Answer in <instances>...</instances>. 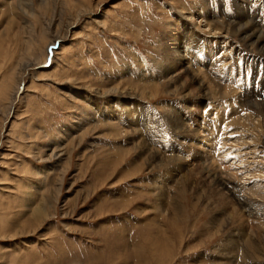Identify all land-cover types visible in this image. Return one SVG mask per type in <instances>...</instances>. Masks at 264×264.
<instances>
[{"label":"rangeland","instance_id":"rangeland-1","mask_svg":"<svg viewBox=\"0 0 264 264\" xmlns=\"http://www.w3.org/2000/svg\"><path fill=\"white\" fill-rule=\"evenodd\" d=\"M76 1L0 0V264H222V249L232 251L231 264H264V188L254 194L241 191L244 185L253 188V183L264 184L260 177L264 174V98L256 100L251 92L239 97L246 110L252 108L248 107L252 101L259 102L261 109L253 106V112L263 119L259 122L263 127L254 125L255 121H240L236 133L244 139L237 145L229 136L232 147L241 149L242 157L250 163L252 174L242 178L244 182L240 175L232 174L233 170L217 166L206 134L214 127L207 130L202 123V119L210 118L214 125H220L221 120L228 122L241 113L234 109L224 114L213 112L212 105L236 92L212 82L192 60L191 51L201 41L208 48L215 46L216 53L221 50L223 43L217 41L222 40L209 42L208 33L213 30L210 28L220 29L225 19V23L214 20L206 26L198 17V12L206 19L213 15L206 0H78L86 9L79 17ZM249 2L233 0L231 19L242 9L258 23ZM25 3L29 12L24 13L18 5ZM219 10L220 17L228 16L220 3ZM227 37L233 47L227 50L234 54L250 52L251 59L264 63V55L252 45L253 50L237 35ZM46 45V60L40 62ZM17 76L21 82L9 104L6 95L13 90ZM207 90L211 96L205 94ZM107 91L118 102L113 108L121 126L127 120L128 108L122 107L120 98L134 103L135 110L128 118L135 117L137 110L140 118L152 120L146 126L149 132L143 135L146 142L167 138L159 134L161 125L165 134L171 130L172 139L178 136L175 143L185 159L176 184L165 177L176 173L174 164L147 160L137 149H131L134 131L125 129L124 134L121 126L98 121V115L106 118L103 107L112 103ZM94 108L100 109L95 118L90 116ZM157 112L160 118H156ZM178 116L185 128L181 131L173 130L171 124ZM227 126L234 130L233 124ZM212 175L219 180L230 178L229 184L240 189L235 195L226 194L224 205L210 199ZM241 200L249 203L248 210ZM252 202L260 207L256 213ZM37 205L44 209L43 215L34 211ZM236 213L243 216L241 220L234 216Z\"/></svg>","mask_w":264,"mask_h":264},{"label":"bare ground","instance_id":"bare-ground-1","mask_svg":"<svg viewBox=\"0 0 264 264\" xmlns=\"http://www.w3.org/2000/svg\"><path fill=\"white\" fill-rule=\"evenodd\" d=\"M52 1V0H51ZM76 1V0H75ZM78 1V0H77ZM77 1H76V3H77ZM92 1V0H91ZM264 2V0H262V3ZM33 3V2H32ZM46 3V2H45ZM44 3V4H45ZM75 3V2H74ZM73 3V4H74ZM84 3V2H83ZM96 3V2H95ZM99 3V2H98ZM101 3V2H100ZM39 4V3H38ZM17 5V4H16ZM15 5V6H16ZM41 5V4H40ZM49 5V4H48ZM96 5V7H97V4H95ZM249 5V4H248ZM19 6V8H20V10L21 11H24V13L25 12H29V9H28V4L27 3H25V5H18ZM25 6V7H24ZM47 6V5H46ZM60 6V5H59ZM99 6V5H98ZM239 6V8H240V5H238ZM237 6V7H238ZM40 7V6H39ZM43 7V6H42ZM52 6H50V8H51ZM74 7L75 8H79L78 9V12H77V17H79V16H82L83 15V13H85L86 11H84V10H86L84 7H83V4H81V3H77V4H75L74 5ZM201 7V6H200ZM245 8H246V6H244ZM243 7V8H244ZM15 8V7H14ZM48 8V7H47ZM244 8V9H245ZM88 9V8H87ZM243 9V10H244ZM31 10V9H30ZM198 10H199V8H198ZM12 11V10H11ZM45 11H47V10H45ZM200 11H203V10H200ZM220 11V10H219ZM256 11V10H255ZM13 12V11H12ZM64 12V11H63ZM249 12V11H248ZM50 13H51V11H50ZM71 13V12H70ZM189 13V12H188ZM191 13V12H190ZM189 13V14H190ZM203 13V12H202ZM236 13H238V11L236 12ZM221 14L222 13H220L219 15H218V13H215V11L213 12V15H211V13H210V17L211 18H208V19H206V18H204L203 17V15L202 14H200L199 12H198V17H201L200 18V20H203L204 21V24L206 25V26H210V22L211 21H214V23L215 22H219L220 20V23L222 22H224L225 23V21H226V23L225 24H222L223 26L220 28V29H216V28H210L212 31H210L208 34H209V39H208V41L210 42V41H212V42H215V40H218V39H221L222 41H217V42H222L223 44H222V47H221V49H226V51L223 53V55L221 56V58H226L225 57V55H226V53H228V50H227V48H230V47H232L231 46V44L229 43V41H228V35H237L240 39L239 40H241L242 42H243V44L245 45V46H249V47H251V45L253 46V48L254 49H256L257 50V52L258 53H261V54H263L264 55V32H263V25H260L259 24V22L257 23L256 21H254L253 20V18H249V16L246 14V13H244L243 11H242V9H241V11H239V13L237 14V16L235 17V19H231L232 17H230L229 15V18H227V17H225L224 15H222V16H224V18L223 17H220L221 16ZM248 14H250V13H248ZM256 14V13H255ZM32 15L33 16H37L35 13H33L32 12ZM32 15H30V16H32ZM50 15H52V14H50ZM193 15V14H192ZM202 15V16H201ZM232 15V14H231ZM32 16V17H33ZM191 16V15H190ZM213 16V17H212ZM234 16V15H233ZM254 16V15H253ZM214 17H217V18H214ZM220 17V18H219ZM255 17H256V15H255ZM65 18V17H64ZM223 18V19H222ZM227 18V19H226ZM38 19V17L35 19V20H37ZM75 19V18H74ZM190 20L192 19V17H190L189 18ZM224 19H225V21H224ZM68 20V19H67ZM38 21H39V19H38ZM74 22V21H73ZM98 22V21H97ZM59 24V23H58ZM62 24V23H61ZM199 24V23H198ZM41 25V24H40ZM50 25V24H49ZM200 25H203V23L202 24H200ZM200 25H199V27H197L198 25H196V28H198V29H200ZM192 26V25H191ZM26 27V26H25ZM29 28V27H28ZM195 28V27H194ZM196 28H195V30H196ZM25 29H27V28H25ZM207 29V28H206ZM41 30V29H40ZM209 30V29H208ZM26 31V30H25ZM66 31V30H65ZM199 31V30H198ZM32 32V31H31ZM203 32V31H202ZM200 33H201V31H200ZM224 34V35H223ZM31 35V34H30ZM32 36V35H31ZM52 36V35H51ZM220 36V37H219ZM53 37V36H52ZM51 37V38H52ZM55 37V36H54ZM49 37H47L46 39H48ZM224 38H226V39H224ZM3 39V38H2ZM24 39V38H23ZM50 39V38H49ZM48 39V40H49ZM213 39V40H212ZM53 41L51 42V44H53V43H55V38L54 39H52ZM174 38L172 39V44L173 45H175L174 44ZM26 41V40H25ZM24 41V42H25ZM50 41V40H49ZM50 43V42H49ZM20 44V43H19ZM30 44V43H29ZM32 44V43H31ZM209 44V43H208ZM227 44V46L225 47V45ZM165 45V44H164ZM210 45V44H209ZM220 45V44H219ZM3 46V45H2ZM213 45H211V47H212ZM229 46V47H228ZM244 46V47H245ZM31 48V47H30ZM215 46L214 47H212V50H213V53H212V56H214V55H216L217 53H219V52H217L216 53V51H215ZM235 48V47H234ZM22 49V48H21ZM232 49H233V47H232ZM249 49H252V47L251 48H249ZM46 50H47V45L46 46H44V49H43V54H44V59H43V61H40V62H44L46 59V57H47V54H46ZM231 50V49H230ZM253 50V49H252ZM251 50V51H252ZM42 51V50H41ZM54 51V50H53ZM165 51V50H164ZM250 51V50H249ZM34 52V51H33ZM167 52V51H166ZM27 53V52H26ZM25 53V54H26ZM169 53V52H168ZM38 54V53H37ZM167 54V53H166ZM170 54V53H169ZM175 54V53H174ZM184 54V53H183ZM179 55H181L180 53H179ZM189 55V54H188ZM166 56H168V55H166ZM176 56V55H175ZM183 56V55H182ZM227 56V55H226ZM261 56V55H260ZM32 58H33V55L31 56ZM171 58V57H170ZM167 59V58H166ZM261 59V58H260ZM20 61H21V59H19ZM30 60V59H29ZM32 60V59H31ZM37 60V59H36ZM33 61V60H32ZM165 63V62H164ZM19 64V63H18ZM166 65V64H165ZM170 65V64H169ZM172 65V64H171ZM184 68V67H183ZM196 69H200V67H198V68H196ZM187 70V69H186ZM118 71V70H117ZM117 71H116V73H117ZM123 71V70H122ZM173 70L171 69L170 71L168 70V72L165 70V73H171ZM197 71H199V70H197ZM201 71H203V70H201ZM22 72V71H21ZM119 72V71H118ZM177 72V71H176ZM191 72H192V70H191ZM196 71H194L193 73H195ZM11 73V72H10ZM178 73H179V71H178ZM180 73H182V72H180ZM189 73V72H188ZM204 73H205V75H206V77L208 76V77H210L211 78V81L212 82H215L216 84H220L219 82H218V80H216L213 76H211L208 72H207V70H204ZM15 74V73H14ZM149 74V73H148ZM147 74V75H148ZM18 75H20V74H18ZM167 75V74H166ZM165 75V76H166ZM169 75V74H168ZM179 75V74H178ZM200 75V74H199ZM154 76V75H153ZM185 76H187V74L185 75ZM201 76V75H200ZM14 77V76H13ZM13 77H12V79H13ZM21 76H17V79H16V77H15V79H16V81L14 80V83H13V85H15L14 86V88H13V90L9 93V94H7L6 95V99H8V101H9V104H12L13 103V99L15 98V94H16V91L18 90V86L20 85V82H21V78H20ZM145 77H147V79H146V81L149 79L148 78V76H145ZM202 77H204V75H202ZM153 78V77H152ZM142 79H145V78H142ZM201 79H203V78H201ZM129 80H131L130 78H129ZM154 80V79H153ZM184 80V79H183ZM195 80H196V78H195ZM199 80V79H198ZM209 80V79H208ZM119 82H120V80H118ZM117 81V82H118ZM136 81V80H135ZM140 81V80H139ZM145 81V82H146ZM168 81V80H167ZM175 81V80H174ZM181 80H179V82H180ZM185 81V80H184ZM206 81H207V79H206ZM132 82H133V80H132ZM144 82V81H143ZM151 82V81H150ZM157 82V81H156ZM188 82V81H187ZM201 82H202V80H201ZM200 82V83H201ZM203 82H205V81H203ZM12 83V82H11ZM113 83H114V81H113ZM112 83V84H113ZM153 83H155V81L153 82ZM176 83V82H175ZM208 83V82H207ZM85 84V83H84ZM103 84V83H102ZM136 84V83H135ZM144 84V83H143ZM146 84V83H145ZM183 84V83H182ZM214 84V83H213ZM12 85V86H13ZM110 85V84H109ZM114 85V84H113ZM126 85V84H125ZM155 85V84H154ZM169 85V84H168ZM198 85H199V82H198ZM202 85H204V84H202ZM220 85H222V84H220ZM219 85V86H220ZM104 86V85H103ZM119 86V85H118ZM123 86V85H122ZM133 86V85H132ZM131 86V87H132ZM170 86V85H169ZM168 86V87H169ZM191 86V85H190ZM213 86H215V85H213ZM212 86V87H213ZM9 87H11V86H9ZM80 87V86H79ZM105 87V86H104ZM112 87V86H111ZM124 87V86H123ZM127 87V86H126ZM130 86H129V88H131ZM134 87H136V86H134ZM174 87V86H173ZM176 87V86H175ZM209 87V86H208ZM207 87V88H208ZM83 88V87H82ZM112 88H114V87H112ZM121 88V87H120ZM178 88V87H177ZM194 88V87H193ZM204 88V87H203ZM206 88V89H207ZM100 89V88H99ZM108 89V88H107ZM119 89V88H118ZM125 89V88H124ZM123 89V90H124ZM133 89V88H132ZM136 89V88H135ZM138 89V88H137ZM186 89L187 90H189L187 87H186ZM215 89V88H214ZM127 90V89H126ZM140 89H138V91H139ZM144 90V89H143ZM147 89H145V91H146ZM168 90H170L169 88H168ZM174 90H175V88H174ZM179 90V89H178ZM186 90V91H187ZM211 89H209V91H210ZM98 91V90H97ZM102 91V90H101ZM109 91V90H108ZM108 91H107V96H108V101L109 102H112V103H110L111 104V106L109 105V104H107L105 107H103V110L106 112V118L104 119V118H102V116L101 115H98V113H100V109L99 108H94V111L95 112H93L90 116H97V117H99L100 119H98V121H107V124L109 125V126H114V127H116V125L117 126H121V122H122V120H121V118H120V116L118 115H116V113L114 112L115 110H114V108H113V106H115L114 104L115 103H118L117 101H113V98H114V96L115 95H110V93H108ZM117 91V90H116ZM129 91V90H128ZM133 91V90H132ZM137 91V90H136ZM137 91V92H138ZM156 91V90H155ZM171 91V90H170ZM182 91V90H181ZM180 91V92H181ZM208 90L205 92V94L208 92L209 93V95L212 93L211 91V93L209 92ZM222 91V90H221ZM87 92V91H86ZM103 92V91H102ZM131 92V91H130ZM136 92V93H137ZM152 92V91H151ZM169 92V91H168ZM218 91H216V93H217ZM225 94L227 93V88L225 89ZM99 93V92H98ZM132 93H134V91L132 92ZM142 93H144V92H142ZM183 93V92H182ZM116 94V93H115ZM139 94H140V92H139ZM147 94V93H146ZM174 94V93H173ZM218 94V93H217ZM128 95V94H127ZM151 95V94H150ZM209 95H205V96H209ZM222 95H223V93H222ZM104 96V95H103ZM124 96V95H123ZM147 96H149V95H147ZM198 96V95H197ZM204 96V97H205ZM211 96V95H210ZM209 96V97H210ZM179 97V96H178ZM189 97V96H188ZM201 97V96H200ZM246 97V96H245ZM137 98V97H136ZM180 98V97H179ZM216 98V97H215ZM121 99V101H123L124 102V104H123V106L122 107H127L128 108V111H127V115H126V118H127V120H126V122H124L125 123V125H122L121 127H119V128H121V130L123 131L122 133H124L127 129H128V133H129V130H131V131H134L133 133H134V136H133V138H131L132 139V143L129 141V143H131L132 144V147H131V149L133 150V148L134 149H137V152L138 153H140L142 156H144V158L145 159H147V160H151V161H154V160H158V161H163V160H167V162H171L172 164H174L173 165V167L175 166V168H174V170L176 171V173H173V174H169V175H167V176H165L166 178H167V180H170V181H172L173 183H177L176 181H178L179 179L181 180V175H180V178L178 179V177H176L180 172H181V170H180V168H181V161H183V159H185L184 158V156H183V152H182V150H181V147L180 146H176V143L178 142V140H179V138H178V136L177 137H175L174 139H172V141H169V139H168V137L166 138V137H163V138H161V139H158V140H156L155 142H153V140H150L149 142H146V141H148V140H146V138H145V140H144V137L145 136H143L144 134H145V132L147 133V132H149L148 130H149V127H146V126H148V123L149 122H151L150 120L149 121H146V119H143L142 117L140 118V115H139V113L137 112V110H136V113H135V117H129L128 118V116L130 115V113L131 114H133V112H134V108H133V106H134V103L133 102H131V101H129V99H123V98H120ZM191 99V98H190ZM4 100V99H3ZM188 100V99H187ZM251 100V99H250ZM181 101H182V99H181ZM115 102V103H114ZM113 104V105H112ZM262 105V104H261ZM264 105V104H263ZM1 106V105H0ZM11 106V105H10ZM253 106L255 107V109H258V110H260L261 109V106L259 105V102H257V101H252L251 102V104H249V106L248 107H252V108H249V109H247L246 111L244 110V111H241V113L238 115V114H235V115H233L229 120H228V122H225V120H221L222 122H223V124L222 125H218V124H216V126L217 127H214L213 129H212V133L211 134H214L212 137H210L209 139H210V141H211V143H212V146L213 147H211L210 148V154H211V156H212V153H213V151L215 152V157H216V163H217V166L218 167H221V168H223L224 170H227V171H229V170H233V171H231L232 172V174H234V175H240V179L243 181V179L242 178H247V175H251L252 174V172H251V170H250V168H249V160H247V157H242V153L240 152L241 151V149H239L238 150V152L237 153H234L233 155L231 154V152L232 151H235L236 152V149L235 148H233V147H231V146H233V145H231L230 143H229V141L230 140H233V141H231L232 143H237V145H238V142H239V140L241 141L242 139H244L243 137H240L236 132V127H237V125L239 124V122L240 121H242V122H246V121H248V120H250V121H255L254 122V125L256 124L257 126L258 125H262V127H263V124H259V122H261L263 119L261 118L260 119V116L258 115V114H256L255 112H253L254 110H253ZM5 107V106H4ZM117 108V107H116ZM126 108V109H127ZM187 108H190V107H187ZM192 109H193V107H191ZM190 108V109H191ZM250 109H252V110H250ZM6 110H8L7 108H6ZM235 110V109H234ZM174 111V110H173ZM190 111V110H189ZM196 111V110H195ZM124 112V111H123ZM123 112L121 111V113L123 114ZM176 112V111H175ZM249 112V113H248ZM87 114H89V112H86ZM216 113V112H215ZM261 114H262V112H260ZM154 114V113H153ZM224 114V113H223ZM95 117H93V118H95ZM152 117V116H151ZM180 118V116H178L175 120H173L172 121V127H173V130H179V131H181L182 129H185V128H183L181 125V123H179L180 121H178V119ZM222 118V117H221ZM109 119H111V120H113V121H110ZM181 119V118H180ZM94 120V119H93ZM88 121H90V120H88ZM207 121V120H206ZM183 122V121H182ZM185 122V121H184ZM221 122V123H222ZM82 123V122H81ZM88 123V122H87ZM206 123H210V121H207ZM214 123V122H213ZM221 123H219V124H221ZM233 124L234 125V130H229V128H228V124ZM264 123V122H263ZM83 125V124H82ZM185 125V124H184ZM209 125V124H208ZM252 125H253V123H252ZM79 126V125H78ZM84 126V125H83ZM87 126V125H86ZM85 126V127H86ZM104 126V125H103ZM151 126V125H150ZM96 127V126H95ZM184 127H186V126H184ZM253 127V126H252ZM124 128V129H123ZM151 128H153L152 126H151ZM170 128V127H169ZM191 128V127H190ZM190 128H188V130L190 129ZM259 128V127H258ZM97 129V128H96ZM126 129V130H125ZM262 129V128H261ZM117 130V129H116ZM187 130V131H188ZM115 131V130H114ZM159 131V130H158ZM185 131V130H184ZM75 132V131H74ZM112 132H113V130H112ZM127 132V131H126ZM186 132V131H185ZM184 132V133H185ZM191 132V131H190ZM85 133V132H84ZM116 134H118L117 132H115ZM187 133V132H186ZM263 133V132H262ZM120 134V133H119ZM125 134V133H124ZM173 134V133H172ZM179 134V133H178ZM201 134V133H200ZM207 134V133H206ZM209 134H210V132H209ZM240 134V133H239ZM244 134V133H243ZM242 134V135H243ZM252 134V133H251ZM258 134V133H257ZM260 134V133H259ZM79 135V134H78ZM122 135V134H121ZM127 135V134H126ZM157 135V134H156ZM161 135V134H160ZM159 135V136H160ZM190 135V134H189ZM192 135V134H191ZM190 135V136H191ZM236 135V137L235 138H233L234 136ZM120 136V135H119ZM130 136V135H129ZM155 136V135H154ZM172 136V135H171ZM201 136V135H200ZM229 136H232V139H230L229 138ZM117 137H118V135H117ZM227 137V138H226ZM245 137V136H244ZM129 138V137H128ZM135 138V139H134ZM147 138H149V137H147ZM172 138V137H171ZM230 139V140H229ZM256 139V138H255ZM258 140V139H257ZM249 141V140H248ZM176 142V143H175ZM185 142V141H184ZM204 142V141H203ZM183 143V142H182ZM245 143V142H244ZM250 143H252V142H250ZM127 144H128V142H127ZM169 145V146H166V145ZM256 144V143H255ZM254 144V145H255ZM68 145H69V143H68ZM114 146H115V144H113ZM112 145V146H113ZM126 145V144H125ZM257 145V144H256ZM121 146H123V145H121ZM120 146V147H121ZM246 146V145H245ZM253 146V145H252ZM119 147V148H120ZM177 148V149H175V148ZM241 147V146H240ZM125 148V147H124ZM114 149V148H113ZM128 149V148H127ZM247 149V148H246ZM248 149H249V146H248ZM128 152H129V150H127ZM256 151V150H255ZM122 152H124L123 150H122ZM126 153V152H125ZM120 154V153H119ZM128 154V153H127ZM244 154V153H243ZM196 155V154H195ZM210 156V157H211ZM257 156V155H256ZM138 157V156H137ZM139 157H141L140 155H139ZM139 157H138V159H139ZM209 157V158H210ZM213 157V156H212ZM254 157V156H253ZM229 158V159H228ZM249 158V157H248ZM211 159V158H210ZM218 159V160H217ZM228 159V160H227ZM232 159V161L228 164L227 162L228 161H230ZM144 160V159H143ZM188 160V159H187ZM253 160V159H252ZM254 161V160H253ZM263 161V160H262ZM261 161V162H262ZM141 162V161H140ZM212 162L213 161H210V164H212ZM261 162H258L259 164L261 163ZM264 162V161H263ZM143 163V162H142ZM149 163V162H148ZM147 163V164H148ZM155 163V162H154ZM163 163V162H162ZM197 163V162H196ZM225 163H227V165H225ZM171 164V165H172ZM264 164V163H263ZM143 165V164H142ZM149 165L150 164H148L147 166L149 167ZM152 165V164H151ZM154 165V164H153ZM159 165V164H158ZM251 165H252V163H251ZM254 165V164H253ZM252 165V166H253ZM257 165V164H256ZM255 165V166H256ZM196 166V165H195ZM214 166V165H213ZM184 167V166H183ZM186 167V166H185ZM263 167V166H262ZM150 168H152V167H150ZM168 168V167H167ZM187 168V167H186ZM190 168V167H189ZM191 168H193V166L191 167ZM191 168H190V170H191ZM198 168V167H197ZM206 168V167H205ZM208 168H210V167H208ZM211 168H212V166H211ZM253 168H254V166H253ZM179 169V170H178ZM262 169V168H261ZM193 170H195V168L193 169ZM200 170V169H199ZM254 170H255V168H254ZM259 170V169H258ZM221 171H223V170H221ZM208 172V171H207ZM187 173V172H186ZM199 173V172H198ZM201 173H202V171H201ZM214 173H216V172H214ZM260 173V172H259ZM262 173H264V172H262ZM62 174V173H61ZM204 174H206V172L204 173ZM215 175V174H214ZM214 175H212V177L214 178V181H212V185L209 187V194H210V199L211 200H213L214 202H217V203H219V202H221V204H223V203H225V200H226V198H225V196H226V194H228L229 195V192H233L234 193V195L235 194H237V191L238 190H240V189H238V188H236L235 189V187H233V185H230L229 184V181H232L230 178H227V177H225V178H222V180L220 179H215V176ZM183 176V175H182ZM186 176V175H185ZM204 176V175H203ZM255 176V175H254ZM259 176V175H258ZM164 177V176H163ZM190 177V176H189ZM188 177V178H189ZM206 177V176H205ZM224 177V176H223ZM229 177V176H228ZM234 177V176H233ZM252 176H250V178H251ZM261 177V180H264V174L262 175V176H260ZM158 178V177H157ZM161 178V177H160ZM211 178V177H210ZM153 179H155V178H153ZM178 179V180H177ZM248 179V178H247ZM157 180H159V179H157ZM199 180V179H198ZM253 180H254V177H253ZM155 181H156V179H155ZM183 181V180H182ZM187 181V180H186ZM195 181V180H194ZM208 181V180H207ZM211 181V180H210ZM251 181V180H250ZM154 182V181H153ZM193 182V181H192ZM241 182V181H240ZM244 182V181H243ZM190 183V182H189ZM197 183V182H196ZM249 183V182H248ZM256 183H259L258 181H255V184ZM263 183H264V181H263ZM156 183L154 182V185H155ZM166 184H168V183H166ZM192 184V183H191ZM190 184V185H191ZM199 184V183H198ZM207 184V183H206ZM213 184H214V186H213ZM262 184V183H261ZM260 183H259V185H255L254 186V183H253V188H248V186H242V189H241V191H250L251 193H255V191H258L259 192V190L261 191V189H263L264 188V184L263 185H261ZM172 185V184H171ZM178 185V184H177ZM176 185V186H177ZM241 185H242V183H241ZM161 186V185H160ZM163 186V185H162ZM161 186V187H162ZM178 186H180V185H178ZM187 186H188V184H187ZM157 187H159V184H158V186ZM168 187V186H167ZM181 187V186H180ZM252 187V186H251ZM163 189H164V187H162ZM183 188V187H182ZM191 188V187H190ZM159 189H161L160 187H159ZM206 189V188H205ZM182 190V189H181ZM184 190V189H183ZM190 190V189H189ZM158 191V190H157ZM156 191V192H157ZM162 191V190H161ZM160 191V192H161ZM166 191V190H165ZM168 191V190H167ZM161 193H163V191L161 192ZM161 193H160V196H161ZM167 193V192H166ZM158 194H159V192H158ZM164 194H165V192H164ZM170 194V193H169ZM245 194H247V193H245ZM257 194V193H256ZM156 195V194H155ZM163 195V194H162ZM233 195V196H234ZM249 195H251V194H249ZM260 195V194H259ZM170 196H172L171 194H170ZM206 196V195H205ZM261 196V195H260ZM126 197V196H125ZM162 197V196H161ZM262 197V196H261ZM158 198V197H157ZM174 198V196L172 197V199ZM240 198V197H239ZM238 198V199H239ZM245 198H246V196H245ZM164 199H166V198H164ZM170 199V198H169ZM175 199V198H174ZM198 199V198H197ZM174 201V200H173ZM205 201V200H204ZM213 202V203H214ZM230 202H231V200H230ZM156 203H158V202H156ZM241 203H242V205H243V208H245V209H249V203H247L245 200H241ZM253 203V202H252ZM161 204V203H160ZM164 204V203H163ZM162 204V205H163ZM175 204H178V207H180L179 206V203H175ZM227 204V203H226ZM232 204V203H231ZM159 205V204H158ZM161 205V206H162ZM165 206H166V204H164ZM173 205V204H172ZM204 205V204H203ZM224 205V204H223ZM253 205H255V207H253L255 210H254V212L256 213V212H258L257 211V209L258 208H260V207H258L257 208V204H255V203H253ZM38 206V205H37ZM156 206V205H155ZM164 206V207H165ZM177 206V205H176ZM175 206V207H176ZM236 205H234V207H235ZM158 207V206H157ZM171 207V206H170ZM208 207V206H207ZM230 207V206H229ZM232 207V206H231ZM230 207V208H231ZM41 206H38L37 207V210H35L34 209V211L35 212H37V211H40V213L43 215L45 212H44V209H41ZM159 209V208H158ZM164 209V208H163ZM173 209V208H172ZM178 209H180V208H178ZM208 209V208H207ZM252 209V208H251ZM169 210V209H168ZM212 209H210V211H211ZM236 210H237V208H236ZM246 210V211H247ZM33 211V213H35ZM160 211H162V210H160ZM170 211V210H169ZM234 211V210H233ZM252 211V210H251ZM164 212V211H163ZM165 212H166V210H165ZM168 212V211H167ZM166 212V213H167ZM176 212H178V211H176L175 210V212H174V210H173V212L172 213H176ZM253 211H252V213H254ZM39 213V212H38ZM39 213V214H40ZM171 213V214H172ZM239 213V212H238ZM251 212H248V214H250ZM251 213V214H252ZM40 214V215H41ZM178 214V213H177ZM176 214V215H177ZM261 214V213H260ZM37 215V214H36ZM239 214H235L234 216H238ZM34 216V215H33ZM38 216V215H37ZM175 216V215H174ZM239 217V216H238ZM241 217H243V216H240L239 217V219L241 220ZM214 221H215V219H214ZM247 221V220H246ZM253 225H254V223H253ZM255 228V227H254ZM248 229V228H247ZM251 229H252V227H251ZM253 232V231H252ZM241 234V233H240ZM258 236V235H257ZM261 236V235H260ZM259 238V237H258ZM257 238V239H258ZM250 239H248V241H249ZM249 242H251V241H249ZM256 242H259V241H256ZM255 243V242H254ZM249 244V243H248ZM252 244V243H251ZM244 245V244H243ZM257 244H255V246H256ZM263 245H264V243H263ZM259 246V245H258ZM248 248V247H247ZM260 248V247H259ZM226 250V249H225ZM238 251V250H237ZM253 251V250H252ZM255 251V250H254ZM245 252V251H244ZM238 253V252H237ZM252 253V252H251ZM241 254H243L244 255V253H243V250H242V253ZM219 256V255H218ZM216 257V256H215ZM216 259V258H215ZM220 259H222L223 260V262H222V264H231L233 261L232 260H234V255H233V253H232V251L230 250V249H227L226 251H223V249L221 250V252H220ZM159 263V262H158ZM220 263V262H219Z\"/></svg>","mask_w":264,"mask_h":264},{"label":"water","instance_id":"water-1","mask_svg":"<svg viewBox=\"0 0 264 264\" xmlns=\"http://www.w3.org/2000/svg\"><path fill=\"white\" fill-rule=\"evenodd\" d=\"M56 46H57V43H56L55 45L51 46V47H52V49H53V48H55ZM48 55H49V56L51 55V49H50V48H48Z\"/></svg>","mask_w":264,"mask_h":264}]
</instances>
